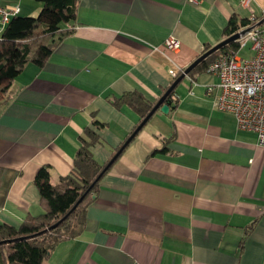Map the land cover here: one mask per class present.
<instances>
[{
	"label": "crops",
	"instance_id": "1",
	"mask_svg": "<svg viewBox=\"0 0 264 264\" xmlns=\"http://www.w3.org/2000/svg\"><path fill=\"white\" fill-rule=\"evenodd\" d=\"M0 4L17 16L41 8ZM263 12L264 0H78L72 33L15 78L0 109V224L43 213L36 171L48 166L52 182L69 174L86 129L100 137L94 158L112 157L139 120L117 98L156 102L171 71L223 39L232 14ZM169 36L177 50L163 47ZM214 83L201 72L176 85L168 113L157 109L103 174L82 231L41 264H264V148L213 107ZM169 137L168 154L149 156Z\"/></svg>",
	"mask_w": 264,
	"mask_h": 264
},
{
	"label": "trees",
	"instance_id": "2",
	"mask_svg": "<svg viewBox=\"0 0 264 264\" xmlns=\"http://www.w3.org/2000/svg\"><path fill=\"white\" fill-rule=\"evenodd\" d=\"M35 1L41 4L36 16L11 18L0 35V109L14 92L15 78L29 64L37 68L42 67L58 43L72 33V28L69 26L71 27L75 21L78 0ZM253 18L250 20L248 17L232 14L223 29V39L237 33L241 28H248L257 23L258 17ZM210 47L205 46L203 52ZM235 47L236 44L233 42L212 53L201 60L188 75L205 72L207 66L220 53ZM180 74L181 72L173 77L172 82ZM174 89L167 95L165 102L172 101ZM115 104L117 106L126 104L136 111L139 124L153 108L155 102L147 101L138 92H126L115 100ZM95 126L99 128L103 124L95 122ZM140 130L133 134L131 140ZM171 139L172 137L162 138L164 145L152 150L149 156L168 154L166 144ZM124 142L117 147L113 155L122 146L121 152L124 150L129 143L123 145ZM95 143H100L99 135L95 130L86 129L80 137V146L74 156L71 172L54 182L50 180L48 166H42L36 171L34 184L44 211L37 216H29L16 227L0 224V264H41L58 242L73 238L82 231L86 207L91 203L93 194L112 158L105 163L97 161L90 150ZM56 223L55 227L50 228Z\"/></svg>",
	"mask_w": 264,
	"mask_h": 264
},
{
	"label": "built area",
	"instance_id": "3",
	"mask_svg": "<svg viewBox=\"0 0 264 264\" xmlns=\"http://www.w3.org/2000/svg\"><path fill=\"white\" fill-rule=\"evenodd\" d=\"M188 1L196 4L199 0ZM18 13L17 6L6 7L0 4L2 25L8 24ZM253 17L249 19L253 20ZM258 26V23H254L238 30V37L233 41L236 47L220 53L207 66L205 72L214 74L217 81L206 87V93L212 96L215 109L231 114L236 128L253 132L258 146L264 148V37ZM247 41L252 42L250 49L254 55L250 59H243L236 53ZM163 47L169 51L177 50L180 42L169 36L164 40ZM186 67L177 72L171 71L172 78Z\"/></svg>",
	"mask_w": 264,
	"mask_h": 264
},
{
	"label": "water",
	"instance_id": "4",
	"mask_svg": "<svg viewBox=\"0 0 264 264\" xmlns=\"http://www.w3.org/2000/svg\"><path fill=\"white\" fill-rule=\"evenodd\" d=\"M264 21V18L262 20H260L258 22V24H260L261 22ZM245 31V30H244ZM238 37V33H233L232 35L220 40L219 42H217L215 45H213L212 47H210L208 50H206L205 52H203L201 55H199L191 64H189L185 70L178 76L175 78V80L170 84V86L167 88V90L158 98V100L155 102V105L153 106V108L150 110V112L142 119V121L136 126V128L134 129L133 133L125 140L124 144H127L131 138L133 137V134H135L138 130H140L143 125L149 120V118L153 115V113L159 109L162 113L166 114L168 113L169 110V105L167 103H165V99L167 97V95L176 87V85L185 77L187 76L191 70L203 59L207 58L209 55H211L212 53L222 49L224 46L232 43L236 38ZM123 146L112 156V158L109 160L108 165H110L114 159L120 154L121 150H122ZM81 199V198H80ZM79 199V200H80ZM75 207V206H74ZM73 207V208H74ZM72 208V209H73ZM57 225L54 224L52 225L50 228L55 227Z\"/></svg>",
	"mask_w": 264,
	"mask_h": 264
},
{
	"label": "rangeland",
	"instance_id": "5",
	"mask_svg": "<svg viewBox=\"0 0 264 264\" xmlns=\"http://www.w3.org/2000/svg\"><path fill=\"white\" fill-rule=\"evenodd\" d=\"M36 15L37 14H35L34 16H36ZM239 16L240 17H244V16H241V15H239ZM257 17H258V20H257V23H258L260 20H262L264 18V15L261 14V13H259L257 15ZM258 28L260 29V31H262V36L264 37V21L260 23V25L258 26ZM251 45H252V42L251 41H247L245 43V45L238 50V52L236 53V55L238 57H240V58H243V59H250L254 55V51H252L250 49ZM204 74L209 75V76H213L215 78V80L217 81V78L215 77L214 74L208 73V72H204ZM214 84H211V85H214Z\"/></svg>",
	"mask_w": 264,
	"mask_h": 264
}]
</instances>
